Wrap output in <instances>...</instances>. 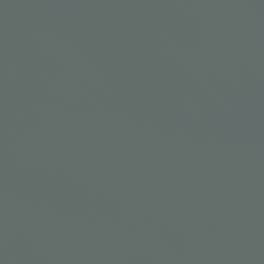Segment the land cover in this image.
Instances as JSON below:
<instances>
[{"label": "water", "instance_id": "water-1", "mask_svg": "<svg viewBox=\"0 0 264 264\" xmlns=\"http://www.w3.org/2000/svg\"><path fill=\"white\" fill-rule=\"evenodd\" d=\"M0 264H264V0H0Z\"/></svg>", "mask_w": 264, "mask_h": 264}]
</instances>
